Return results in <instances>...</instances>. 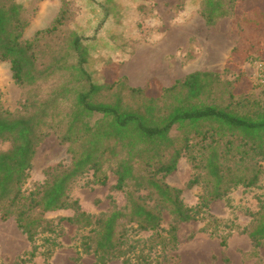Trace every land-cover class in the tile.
I'll use <instances>...</instances> for the list:
<instances>
[{
  "label": "trees",
  "instance_id": "obj_1",
  "mask_svg": "<svg viewBox=\"0 0 264 264\" xmlns=\"http://www.w3.org/2000/svg\"><path fill=\"white\" fill-rule=\"evenodd\" d=\"M103 1L105 8L113 6V0ZM236 3L202 0L199 14L212 26L219 18L233 17ZM68 17L62 0L51 24L33 39L23 40L29 22L24 4L0 0V62L9 63L14 81L25 88L19 112L0 103V143H9L7 150H0V220L13 218L31 245L26 258L19 256L12 264H31L38 254V235L43 233L47 235L40 238L39 254L42 264H50L61 233L44 215L63 209L75 213L63 220L87 229L75 264H83V254H91L96 264L115 259L121 264H160L168 256L167 246L175 250L179 224L212 218L218 226L211 203L227 200L238 186H258L264 175V100L249 91L234 93L226 88L227 81L221 83L219 74L201 70L167 87L158 84L156 94L119 79L96 83L85 67L87 37L72 30L61 32ZM46 39H52V45ZM61 51L72 59L60 56ZM56 73L67 78L56 82ZM119 83L125 93L118 89ZM220 83L225 92L221 99L213 96ZM46 84L49 89L41 94ZM103 91L109 92L105 99L100 98ZM50 131L67 145L71 163L47 166L44 179L26 189L36 148ZM182 156L195 170L186 187L202 188L194 206L185 205L182 189L164 180ZM89 171L98 185L107 184L108 171L116 177L110 188L124 193L123 208L114 204L109 212L94 216L70 199L76 180ZM164 211L171 217L165 237L159 233ZM251 217L250 228L243 231L254 248L264 249L262 201ZM140 231H151L150 239L141 240L145 252L138 239L129 240ZM219 243L225 247L226 237Z\"/></svg>",
  "mask_w": 264,
  "mask_h": 264
},
{
  "label": "rangeland",
  "instance_id": "obj_2",
  "mask_svg": "<svg viewBox=\"0 0 264 264\" xmlns=\"http://www.w3.org/2000/svg\"><path fill=\"white\" fill-rule=\"evenodd\" d=\"M18 1L24 4L29 19L23 40L33 39L38 30L49 26L62 4V0ZM146 1L113 0V6L105 8L103 0H66L69 17L61 32L72 30L87 37L83 41L89 53L85 67L94 82L119 79L129 86L142 84L140 88L156 94L158 84L167 87L199 68L219 74L221 83L227 81L226 88L234 93L249 91L252 97L264 100V23L259 13L264 15V0H237L234 16L219 18L212 26H207L199 14L202 0ZM46 41L53 43L52 39ZM59 54L67 61L72 59V56H65L64 51ZM53 77L56 82H64L67 78L59 73ZM138 77L142 78L137 80ZM221 83L215 87L213 95L219 99L225 97ZM47 84L41 88V94L47 93L51 85ZM119 85L118 89L125 93ZM107 93L101 92L100 98L105 99ZM24 98L25 88L14 81L9 63L0 62L1 106L17 113ZM8 148V142L0 143V150ZM56 163L68 166L71 157L67 145L50 131L36 148L24 187L30 189L34 183L41 182L44 169ZM91 174L89 171L76 180L69 193L70 199L77 200L82 211L94 216L109 212L114 204L123 208L126 204L124 193L110 188L116 177L108 171L107 184L98 185L92 182ZM194 174L191 162L182 156L175 170L164 178L170 186L182 189L181 198L187 206H194L202 192L200 184L186 187ZM260 201L264 203V175L258 186H238L228 194L227 200L211 203L210 212L220 221L218 226L212 218L179 224L175 250L167 246L168 256L160 264H225V258L229 261L227 264H264V249L254 248L243 231L250 228L251 214L258 211ZM74 214L72 209H63L44 215L61 233L57 238L60 244L54 249L50 264L76 263L81 238L87 229L62 219ZM162 217L163 229L159 233L165 237L171 217L167 211ZM213 228L216 229L214 233L211 232ZM42 235L47 234L38 235V254L31 264L44 261L39 254L43 250ZM150 235L151 231H140L129 240L138 239L140 249L145 252L147 248L142 246L141 240L150 239ZM223 236L226 237L225 247L219 243ZM30 249V243L13 218L0 220V264H12L19 256L24 259ZM81 262L96 264L91 254H83ZM107 264L121 262L115 259Z\"/></svg>",
  "mask_w": 264,
  "mask_h": 264
},
{
  "label": "crops",
  "instance_id": "obj_3",
  "mask_svg": "<svg viewBox=\"0 0 264 264\" xmlns=\"http://www.w3.org/2000/svg\"><path fill=\"white\" fill-rule=\"evenodd\" d=\"M146 2H152L153 3V0H147ZM143 70V69H142ZM196 70H204V69H194V70H191V71H189L188 73H190V72H193V71H196ZM138 71H139V73H140V69H138ZM187 73V74H188ZM144 75H145V73L143 72V76L142 77H144ZM142 77H138L137 78V80H140ZM129 78V77H128ZM127 78V79H128ZM128 82H129V79H128ZM129 84H130V82H129ZM171 85V84H170ZM170 85H167V86H170ZM130 86H132V87H142V84H130Z\"/></svg>",
  "mask_w": 264,
  "mask_h": 264
}]
</instances>
